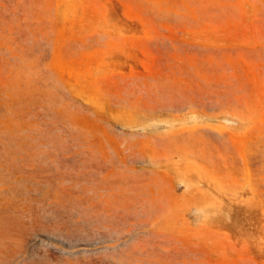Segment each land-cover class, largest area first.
<instances>
[{
	"label": "rangeland",
	"instance_id": "1",
	"mask_svg": "<svg viewBox=\"0 0 264 264\" xmlns=\"http://www.w3.org/2000/svg\"><path fill=\"white\" fill-rule=\"evenodd\" d=\"M0 264H264V0H0Z\"/></svg>",
	"mask_w": 264,
	"mask_h": 264
}]
</instances>
